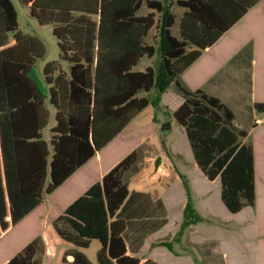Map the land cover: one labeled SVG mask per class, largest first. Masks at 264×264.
Instances as JSON below:
<instances>
[{
  "label": "trees",
  "instance_id": "1",
  "mask_svg": "<svg viewBox=\"0 0 264 264\" xmlns=\"http://www.w3.org/2000/svg\"><path fill=\"white\" fill-rule=\"evenodd\" d=\"M20 1L40 24L53 25L60 59L46 63L40 77L35 67L46 55L44 42L23 34L14 2L0 0V241L19 228L0 248V264H43V246L54 258L59 244L88 248L94 239L101 243L99 264H140L127 252L128 221L119 214L142 193L131 190L125 176L140 162L141 140L154 124L147 134L133 120L149 105L160 107L171 83L183 98L172 114L185 128L199 169L210 181L220 178L221 198L232 213L256 206V147L246 140L249 131L235 124V111L220 97L192 89L183 74L230 34L257 35L263 45L262 0H177L184 9L179 20L160 0ZM143 6L150 11L141 15ZM155 26L160 69L136 70L141 58L157 53L146 40ZM261 71L264 76V59ZM48 103L55 111L49 141L43 133L52 117ZM253 106L264 118V99ZM135 131L139 139L129 147ZM97 156L105 174L83 183L78 195L68 194L81 185L69 182ZM181 182L187 201L175 238L203 219L188 177ZM47 233L57 242L47 241ZM158 244L172 248L171 240ZM57 264L93 263L72 248L60 250Z\"/></svg>",
  "mask_w": 264,
  "mask_h": 264
},
{
  "label": "crops",
  "instance_id": "2",
  "mask_svg": "<svg viewBox=\"0 0 264 264\" xmlns=\"http://www.w3.org/2000/svg\"><path fill=\"white\" fill-rule=\"evenodd\" d=\"M260 6H262L260 11H262L261 17L263 19L264 0ZM236 30L235 28L232 32ZM223 41L225 43H222ZM251 41L253 42L252 50L250 49L248 55L245 53L244 59L239 62L240 64L246 63V67L251 72H248L247 69L246 73L243 74L247 77V85L244 87V93H246L244 94V109H248L249 118L241 122L237 119L235 112V124L249 131V137L246 140H253L256 147L257 204L255 207L246 206L242 211L232 213L221 198L220 178L214 180L219 183H211L212 181L203 174L196 164L201 171L197 169L200 172L197 173V176L201 183L190 182V187L195 208L203 219L191 224L185 230L179 243L187 245V248L176 251L173 245L172 248H169L158 243L168 237H175L180 229L187 201V191L183 183H177L180 179L176 178L170 183L163 184V187L153 188L147 192L140 191L144 194L137 195V198L126 204L119 214L128 221V227L125 231L127 252L129 255L139 258L140 264H264V118L257 114L253 106L257 99H264V78L260 77L263 76L261 66L264 59V44L262 45L257 35L245 38L225 36L218 43L221 44V51L211 56L207 54L214 48L216 49L218 44L213 49L206 51L202 58L183 74V80L192 89L203 88V86L214 81L221 82L223 68L233 58L239 56ZM61 64L64 69H68V63L61 62ZM236 71L238 70L234 72L236 73ZM234 72L232 75L235 74ZM37 73L43 78V71L42 74ZM240 97L243 99L242 92H240ZM48 108L52 117L49 126L43 130V133L44 138L49 141L50 129L55 124L53 117L55 111L49 103ZM171 128L172 125L164 128V130ZM150 137L142 138V144H145ZM164 148L172 157L183 158L171 146L168 148L165 145ZM98 159L99 156L96 157L97 161L92 163L86 171H79L78 175H80L69 182L81 183V185L74 184V191L67 192L68 194L78 195V190L83 191L85 189L82 190L83 183H94L105 174L108 169L104 170L99 165ZM176 162H178L177 159ZM177 210H180L179 220L175 223L174 230L166 234L165 230L170 223L171 214ZM183 239L185 243L182 242ZM61 246L65 250L77 248L86 254L85 249L87 248H80L71 244H61ZM46 255L49 261L54 259L50 258L48 254ZM96 257L98 262V254ZM55 263L57 264V261Z\"/></svg>",
  "mask_w": 264,
  "mask_h": 264
},
{
  "label": "rangeland",
  "instance_id": "3",
  "mask_svg": "<svg viewBox=\"0 0 264 264\" xmlns=\"http://www.w3.org/2000/svg\"><path fill=\"white\" fill-rule=\"evenodd\" d=\"M12 1L14 2L19 15V30L23 34H28L40 38L46 46L45 57L39 59L35 67V70L42 74L43 68L46 63L60 59V49L58 46L57 38L53 34V25L40 24L37 18L32 16L31 9L28 5L23 4L20 0ZM160 1L163 2L168 12H173L174 14H176L177 19H180V16L182 15L184 9L178 6L176 0ZM148 11L149 9L144 6L139 11V14L142 15L147 13ZM159 19L160 14L157 15V22L159 21ZM260 24H262V26ZM260 24V28L258 29H260L261 33L263 34L264 25L263 23ZM172 31L174 35L179 36V21L173 26ZM244 32H246V29ZM236 35L237 33H234L230 34L229 36L230 38H232ZM147 42L156 45L157 53L152 58H148L147 56L143 57L139 61L135 69L145 70L146 67L153 66L157 71H159L160 68L158 66V63L161 62L159 44L160 36L159 29H157L156 26L151 30L149 36L147 37ZM222 43H225V41H223ZM250 49L251 44L246 47L243 52L239 54V56L233 58L223 68V70L221 71L223 75L221 82L214 81L211 84L203 86V89L206 92L220 97L225 103L229 104L236 112L237 119L241 122H244L246 119L248 120L249 118V115L247 113L248 109H244V94H246L244 93V87L247 85V77L246 75L243 76V74L246 73L245 71H247V69L248 72L250 71L249 68L246 67V63L240 64L239 62H241V59H244L243 57L245 53H247L248 55ZM220 51L221 44H218L216 49L208 52L207 54L211 56L214 53H218ZM62 62L65 63L64 61ZM235 70L238 71H236L235 73ZM233 72L235 73L234 75H232ZM167 92H165L162 96V102L160 107H154L152 105H149L133 120V123L138 127L142 126L143 130L147 134L150 133L149 129L151 131V126L154 124V132L152 131L153 134L148 139V141L145 142L144 149L142 148V156L140 158V162L137 164L136 168L129 170L125 176V179L127 180L131 190L147 192L148 190H153V188L163 187V184L170 183L173 179L176 178L180 179L177 181V183H181V179H184V177H188L191 183H201L197 176V173H200L201 171L196 166L185 128L177 122V120L172 114V110L176 109L182 103L183 98L176 91L174 83H171V87L167 90ZM240 92H242L243 99L240 97ZM152 94L154 95L155 92H153ZM168 125H172V128L169 130H164V128L168 127ZM140 132L141 131H135L133 132V134L131 133L128 140L129 147L133 146L137 142V140L139 139L138 136L140 135ZM165 145L168 148H170L171 146L173 150L179 152L183 156V158L180 157V159H178L177 157H172V155L167 152V149L164 148ZM175 158L178 160V162H176ZM176 165L178 167V170L176 168ZM197 169L200 172H198ZM219 182L212 181L211 183ZM179 215L180 210L172 212L170 223L167 229L165 230L166 234L174 230L175 223L177 222V220H179ZM181 225L182 223H180L179 231L181 230ZM188 227L189 226L183 229L182 233H184ZM18 233L19 228L11 231L5 238H3L2 241H0V248L4 244H10L11 241H13V239L17 237ZM182 238L183 235L176 238L174 236H171L167 239H171V245H173L176 251H182L187 248V245L185 246V244H183V246L181 245V243H179ZM167 239H164L162 241H167ZM46 240L54 242L56 239L54 240L51 235L47 233ZM56 242L55 245H57ZM182 242H184V239ZM62 248L63 246H61V244L57 245L56 255L54 256V259L52 258L53 260L49 261L46 255V246H43L41 252L38 254V257L42 259L43 264H56L55 261H57V256ZM100 248L101 243L98 240L94 239L91 241L89 247L85 249L86 254L94 264H98L96 256Z\"/></svg>",
  "mask_w": 264,
  "mask_h": 264
},
{
  "label": "water",
  "instance_id": "4",
  "mask_svg": "<svg viewBox=\"0 0 264 264\" xmlns=\"http://www.w3.org/2000/svg\"><path fill=\"white\" fill-rule=\"evenodd\" d=\"M170 125H168V127H169Z\"/></svg>",
  "mask_w": 264,
  "mask_h": 264
}]
</instances>
